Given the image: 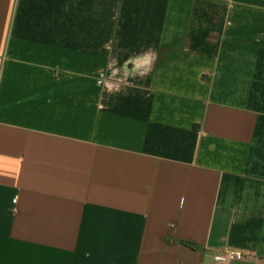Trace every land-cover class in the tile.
Segmentation results:
<instances>
[{"label": "crops", "instance_id": "obj_1", "mask_svg": "<svg viewBox=\"0 0 264 264\" xmlns=\"http://www.w3.org/2000/svg\"><path fill=\"white\" fill-rule=\"evenodd\" d=\"M0 264H264V0H0Z\"/></svg>", "mask_w": 264, "mask_h": 264}, {"label": "built area", "instance_id": "obj_2", "mask_svg": "<svg viewBox=\"0 0 264 264\" xmlns=\"http://www.w3.org/2000/svg\"><path fill=\"white\" fill-rule=\"evenodd\" d=\"M226 259L228 261H249L250 258L239 250L228 249L224 253V257L217 256V260Z\"/></svg>", "mask_w": 264, "mask_h": 264}, {"label": "trees", "instance_id": "obj_3", "mask_svg": "<svg viewBox=\"0 0 264 264\" xmlns=\"http://www.w3.org/2000/svg\"><path fill=\"white\" fill-rule=\"evenodd\" d=\"M185 244H189V243H185ZM189 245H191V244H189Z\"/></svg>", "mask_w": 264, "mask_h": 264}]
</instances>
